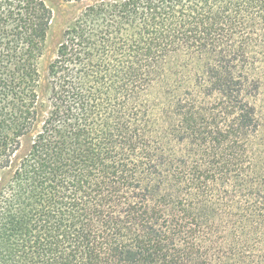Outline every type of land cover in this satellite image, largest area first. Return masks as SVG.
Listing matches in <instances>:
<instances>
[{
    "label": "trees",
    "instance_id": "obj_1",
    "mask_svg": "<svg viewBox=\"0 0 264 264\" xmlns=\"http://www.w3.org/2000/svg\"><path fill=\"white\" fill-rule=\"evenodd\" d=\"M0 0V264H264V0Z\"/></svg>",
    "mask_w": 264,
    "mask_h": 264
},
{
    "label": "rangeland",
    "instance_id": "obj_2",
    "mask_svg": "<svg viewBox=\"0 0 264 264\" xmlns=\"http://www.w3.org/2000/svg\"><path fill=\"white\" fill-rule=\"evenodd\" d=\"M52 9V21L49 30L47 54L42 61V70L45 72L47 62L53 54L58 43L61 32L66 24L71 20L75 12L82 5L80 2H66L63 0H45Z\"/></svg>",
    "mask_w": 264,
    "mask_h": 264
}]
</instances>
